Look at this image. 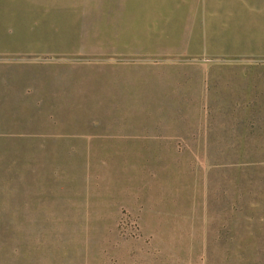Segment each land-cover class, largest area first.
<instances>
[{"label": "rangeland", "instance_id": "374dc122", "mask_svg": "<svg viewBox=\"0 0 264 264\" xmlns=\"http://www.w3.org/2000/svg\"><path fill=\"white\" fill-rule=\"evenodd\" d=\"M2 31L0 264H264V134L174 102L264 98V0H0Z\"/></svg>", "mask_w": 264, "mask_h": 264}, {"label": "crops", "instance_id": "0c3cea01", "mask_svg": "<svg viewBox=\"0 0 264 264\" xmlns=\"http://www.w3.org/2000/svg\"><path fill=\"white\" fill-rule=\"evenodd\" d=\"M8 32H0V54L1 53H15L18 51V47H14L15 45H24L25 42L23 40L19 39V37H14L9 34H6ZM27 44V43H26ZM4 51V52H1ZM28 50H24L22 48V52ZM7 76V75H6ZM9 77V80L11 84L4 85L3 88H5L4 91H9L11 94V98L9 95L10 102H16V98L20 96L19 98H22L23 102H26L27 100H31L32 97H29L30 92L27 91L26 86L21 89L19 85L15 84L16 86H13L15 81L11 76ZM47 84L45 86H38L37 91H34L31 94L34 95H41L39 100H37L42 106L44 103H50L51 108L50 110H56L58 108V97H59V83H58V77L54 76L48 77ZM17 80V79H16ZM253 81L252 79L250 82ZM258 81L263 82L261 80H256L255 83ZM170 82V81H169ZM17 83V81H16ZM55 83V84H54ZM171 84H166L165 89L158 88V91L156 94V88H150L149 89V95L147 97V100L151 101H165V100H171L178 98L177 100H174V102L178 103H195L196 110L194 121L192 123V131H202V132H218V133H234V134H250L255 133L256 131H259L264 134V120L255 118H262L264 119V98L260 99H251L249 97L240 99L235 97H230V93H220L217 96L211 95L206 97H197L195 99H189L186 95L180 94L176 95L175 98L172 100L171 97V87H168ZM8 87V89L6 88ZM6 97H0L1 100H5ZM13 99V100H12ZM44 104V105H45ZM1 106V104H0ZM43 110H46L47 108H42ZM205 110V112H204ZM204 112V113H203ZM54 117H56V114H54ZM163 122V119H162ZM179 126L185 127L188 126L186 122H182L178 124Z\"/></svg>", "mask_w": 264, "mask_h": 264}]
</instances>
